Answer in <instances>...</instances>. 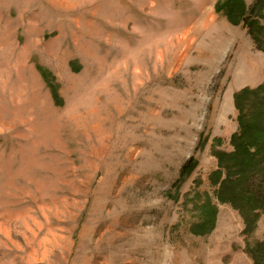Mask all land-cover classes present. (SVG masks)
<instances>
[{"label":"rangeland","instance_id":"374dc122","mask_svg":"<svg viewBox=\"0 0 264 264\" xmlns=\"http://www.w3.org/2000/svg\"><path fill=\"white\" fill-rule=\"evenodd\" d=\"M218 1L0 0V264H255L218 153L264 52Z\"/></svg>","mask_w":264,"mask_h":264},{"label":"trees","instance_id":"16d2710c","mask_svg":"<svg viewBox=\"0 0 264 264\" xmlns=\"http://www.w3.org/2000/svg\"><path fill=\"white\" fill-rule=\"evenodd\" d=\"M215 9L233 25H246L258 48L264 52V0H256L252 8L244 0H219ZM235 104L239 110V131L232 137L234 151L232 154L218 153L220 167L226 169V178L220 183L223 173L218 171L219 178L214 184L220 183L218 200L249 214L246 217V231H249L255 226L257 216L264 214V83L255 90L245 88L238 92ZM193 169L190 162L182 169V174H189ZM204 205L203 210L210 206ZM210 207L206 217L212 218L211 224L205 218L193 230L196 235H206L214 227L216 210ZM247 252L255 264H264V242L247 244Z\"/></svg>","mask_w":264,"mask_h":264}]
</instances>
